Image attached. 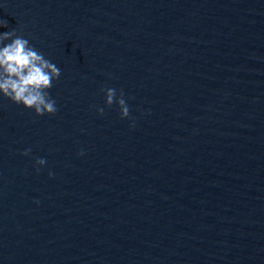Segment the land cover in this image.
I'll list each match as a JSON object with an SVG mask.
<instances>
[{
	"label": "water",
	"instance_id": "95a60500",
	"mask_svg": "<svg viewBox=\"0 0 264 264\" xmlns=\"http://www.w3.org/2000/svg\"><path fill=\"white\" fill-rule=\"evenodd\" d=\"M5 21L61 76L55 116L0 94V264H264V0H0Z\"/></svg>",
	"mask_w": 264,
	"mask_h": 264
},
{
	"label": "clouds",
	"instance_id": "9594fccd",
	"mask_svg": "<svg viewBox=\"0 0 264 264\" xmlns=\"http://www.w3.org/2000/svg\"><path fill=\"white\" fill-rule=\"evenodd\" d=\"M7 27V21L0 24ZM10 41V43H5ZM61 70L38 52L22 35L15 30L0 33V94L16 105H23L28 110H34L37 116H55L58 109L56 101L49 95L53 82L59 80ZM106 94V104L109 108L118 104L121 119L130 118V109L124 98L123 90L117 97L115 88L103 89ZM99 115H104V108L98 107ZM134 123L132 127H134ZM31 149L25 150L27 156ZM80 155H84L81 151ZM37 171L44 167L47 161L38 158ZM50 175H52L50 173Z\"/></svg>",
	"mask_w": 264,
	"mask_h": 264
}]
</instances>
